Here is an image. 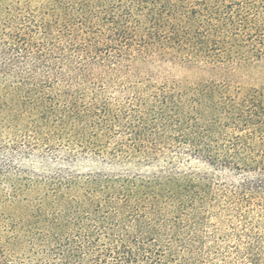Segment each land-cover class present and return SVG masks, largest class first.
Here are the masks:
<instances>
[{
    "label": "trees",
    "instance_id": "trees-1",
    "mask_svg": "<svg viewBox=\"0 0 264 264\" xmlns=\"http://www.w3.org/2000/svg\"><path fill=\"white\" fill-rule=\"evenodd\" d=\"M253 70L264 0H0V264H264Z\"/></svg>",
    "mask_w": 264,
    "mask_h": 264
},
{
    "label": "rangeland",
    "instance_id": "rangeland-1",
    "mask_svg": "<svg viewBox=\"0 0 264 264\" xmlns=\"http://www.w3.org/2000/svg\"><path fill=\"white\" fill-rule=\"evenodd\" d=\"M248 84L256 85V86H264V70H253V73L250 74L248 77ZM25 165L27 167L33 166L37 171H41L42 169L41 165L31 163L30 161H26ZM134 168L135 167L132 165L131 166H122V165L109 166V165H99V164H95L89 161H79L75 165V169L78 170L80 173H85L87 171H92V170H102L108 173H118V172H122L125 170H130V169L135 170ZM140 171L144 173V172L151 171V169L149 167L145 169L142 168Z\"/></svg>",
    "mask_w": 264,
    "mask_h": 264
}]
</instances>
